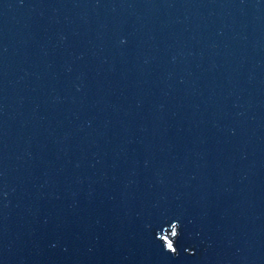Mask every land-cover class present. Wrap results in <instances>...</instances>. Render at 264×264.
<instances>
[{
	"label": "water",
	"instance_id": "1",
	"mask_svg": "<svg viewBox=\"0 0 264 264\" xmlns=\"http://www.w3.org/2000/svg\"><path fill=\"white\" fill-rule=\"evenodd\" d=\"M0 264H264V0H0Z\"/></svg>",
	"mask_w": 264,
	"mask_h": 264
},
{
	"label": "clouds",
	"instance_id": "2",
	"mask_svg": "<svg viewBox=\"0 0 264 264\" xmlns=\"http://www.w3.org/2000/svg\"><path fill=\"white\" fill-rule=\"evenodd\" d=\"M170 229H172V231L170 233V235H171V241L169 243L166 244L165 241L161 239V237H159V239H160L161 243L163 244L164 249L168 253H170L171 255L176 256L177 255V251H176V248L174 247V245H175V241L179 237V231H178L179 225L177 223H173L171 225V228Z\"/></svg>",
	"mask_w": 264,
	"mask_h": 264
},
{
	"label": "trees",
	"instance_id": "3",
	"mask_svg": "<svg viewBox=\"0 0 264 264\" xmlns=\"http://www.w3.org/2000/svg\"><path fill=\"white\" fill-rule=\"evenodd\" d=\"M171 231H172V229L167 230V231L164 233V241H165L166 244L169 243V242L171 241V235H170Z\"/></svg>",
	"mask_w": 264,
	"mask_h": 264
}]
</instances>
